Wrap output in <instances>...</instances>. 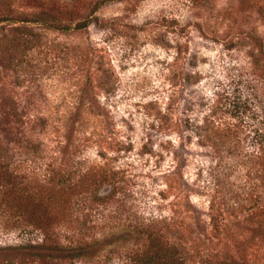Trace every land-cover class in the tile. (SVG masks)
<instances>
[{
	"label": "rangeland",
	"instance_id": "obj_1",
	"mask_svg": "<svg viewBox=\"0 0 264 264\" xmlns=\"http://www.w3.org/2000/svg\"><path fill=\"white\" fill-rule=\"evenodd\" d=\"M2 187L61 189L63 244L152 221L192 264H264V0H0ZM6 218L0 264L67 263Z\"/></svg>",
	"mask_w": 264,
	"mask_h": 264
},
{
	"label": "trees",
	"instance_id": "obj_2",
	"mask_svg": "<svg viewBox=\"0 0 264 264\" xmlns=\"http://www.w3.org/2000/svg\"><path fill=\"white\" fill-rule=\"evenodd\" d=\"M86 25L87 22H80L76 27L80 28ZM231 104L232 111L234 110L238 115H245L247 110L245 101L241 100L238 103L235 100ZM202 128L196 126L194 135H200L199 138L205 137ZM258 133H261L260 129H258ZM6 174L4 172V178ZM22 188H19V191L23 196L28 195L27 200L11 201L8 196L12 190L9 191L5 187L0 188L2 189L0 192V209L7 217V220L1 225L5 230L18 232V235L22 236L23 240L17 248L24 249L26 253L37 255L40 260H63L67 262L66 264H82L80 260H90L96 256L107 255L110 250L106 251V249L112 243H118L121 240L135 241V237H137L140 241L134 242L133 245L139 244L135 248L124 250L120 255L118 264H192L190 252L184 241L179 240V237L172 238L166 232L161 231L158 225L152 221L137 224L138 227H142V234H138L136 227L132 228L133 225H130L125 227L120 235L111 234L100 239L63 244L54 231L56 210L54 198L61 189L47 188L45 196L41 195L40 192V199H33V195L30 196L25 190L26 187ZM24 193L26 194L24 195ZM35 231L41 234L46 231L48 234L45 237L43 236L41 242L38 240L33 242ZM12 247L15 246H0V249ZM97 264L111 263H106V261L101 263L99 261Z\"/></svg>",
	"mask_w": 264,
	"mask_h": 264
}]
</instances>
